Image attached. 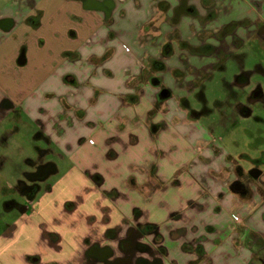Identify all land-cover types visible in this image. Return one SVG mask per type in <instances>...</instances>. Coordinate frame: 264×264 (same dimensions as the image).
Segmentation results:
<instances>
[{"label": "crops", "instance_id": "obj_1", "mask_svg": "<svg viewBox=\"0 0 264 264\" xmlns=\"http://www.w3.org/2000/svg\"><path fill=\"white\" fill-rule=\"evenodd\" d=\"M171 1L142 16L128 0L0 7V23L12 21L0 24V127L27 121L35 148L18 171L4 170L17 156L0 146V264H102L92 256L104 248L126 264H264V173L262 193L211 183L201 197L189 167L195 130L159 129L158 113L150 130L130 121L152 109L150 89L158 101L173 94L152 67L171 52L153 41L163 13L180 9ZM169 84L180 91L177 78ZM179 142L188 143L182 163ZM123 240L147 249L124 250Z\"/></svg>", "mask_w": 264, "mask_h": 264}, {"label": "rangeland", "instance_id": "obj_2", "mask_svg": "<svg viewBox=\"0 0 264 264\" xmlns=\"http://www.w3.org/2000/svg\"><path fill=\"white\" fill-rule=\"evenodd\" d=\"M128 1V11L139 16L156 7L161 10L165 2H172L153 0L150 9L146 0ZM7 2L0 0V7ZM187 6L194 10L188 13L183 9ZM180 13L184 16L180 17ZM163 14L166 20L162 18L153 41L171 43V52L162 59L164 69L157 70L161 71L163 86L173 94L169 100L158 101L155 90L150 89L147 97L152 109L146 115H132L130 121L137 124L140 118L150 130L153 116L158 113L154 122L159 129L168 121L178 127L185 124L191 132L195 130L189 167L196 165L192 179L201 197L209 192L208 184L228 187L239 179L249 187L246 196L250 197L258 190L257 184L247 171L243 178H238L235 167L243 166L246 170L255 166L264 153V0H181L180 9L178 6ZM151 75L156 73L143 71L144 77ZM175 78L181 83V92L175 88L179 84H169ZM257 90L261 91L259 97L255 96ZM241 108L249 110V114ZM190 111L197 116H191ZM18 126L15 130L16 126L7 118L4 128L0 127V139H7L6 146H0L17 156L4 170L13 167L19 171L27 166L24 155L34 154V142L30 139L33 130L27 121ZM183 143L179 142L175 151L179 163L185 162L189 154L185 149L188 143ZM60 166L59 172L69 166L64 153ZM259 168L264 171V160L259 161ZM147 187L148 192L154 189L150 183Z\"/></svg>", "mask_w": 264, "mask_h": 264}, {"label": "flooded vegetation", "instance_id": "obj_3", "mask_svg": "<svg viewBox=\"0 0 264 264\" xmlns=\"http://www.w3.org/2000/svg\"><path fill=\"white\" fill-rule=\"evenodd\" d=\"M185 10L187 12L193 11V9H191L190 7L189 8L187 7ZM4 22L10 24V26L12 25V21L11 20H3L0 24L3 25ZM260 95H261V91L257 90L256 93H255V96L259 97ZM241 110L244 111L246 114H249V110L244 109V108H241ZM190 114L193 117L197 116V114L196 113L193 114L192 111H190ZM262 154L263 155L261 157H259L257 163L254 164L255 166L247 168L246 170H244L243 166L239 167V165H238V166L235 167V172H236L237 177L238 178H243L244 175H245V171H247L246 174L248 176H250L253 179L254 182H256V184H257L256 187H258L257 188L258 190L259 189L261 190V188L263 186V182L261 180H259L260 176L264 173V171L261 168H259V161L264 160V153H262ZM239 180L233 181L230 184V187L234 190L235 187L237 186L238 190H236V191H238V192H240L242 194H246V192H248L249 187H247V185H245L242 182V180H240V181ZM120 247L122 249H124V250L125 249L130 250L131 248L134 249V250H146L147 249V247L145 245L140 244L138 242L137 243H133V244H129L128 240L121 241L120 242ZM104 253H107V249L106 248L101 249L99 252L96 253L98 255H96V256L93 255L92 257L95 258L97 261H100L102 264H126L127 263V261H125L123 259L108 260L107 257H103ZM130 259H131V257H130ZM82 264H88V262H84ZM137 264H147V263H145V261H142V259H137ZM153 264H158V261L155 260L153 262Z\"/></svg>", "mask_w": 264, "mask_h": 264}, {"label": "trees", "instance_id": "obj_4", "mask_svg": "<svg viewBox=\"0 0 264 264\" xmlns=\"http://www.w3.org/2000/svg\"><path fill=\"white\" fill-rule=\"evenodd\" d=\"M152 67L154 69H161V70L164 68L163 64L158 62V61H153L152 62Z\"/></svg>", "mask_w": 264, "mask_h": 264}, {"label": "water", "instance_id": "obj_5", "mask_svg": "<svg viewBox=\"0 0 264 264\" xmlns=\"http://www.w3.org/2000/svg\"><path fill=\"white\" fill-rule=\"evenodd\" d=\"M22 56V55H21ZM19 62V61H18ZM168 95V91L166 89H161L159 96L160 97H166ZM232 189V188H231ZM234 190H238V187L236 186Z\"/></svg>", "mask_w": 264, "mask_h": 264}]
</instances>
